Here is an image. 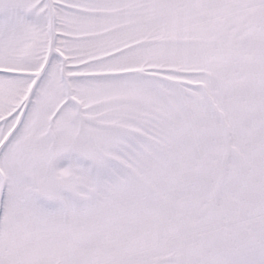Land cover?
<instances>
[{
	"label": "snow or ice",
	"instance_id": "1",
	"mask_svg": "<svg viewBox=\"0 0 264 264\" xmlns=\"http://www.w3.org/2000/svg\"><path fill=\"white\" fill-rule=\"evenodd\" d=\"M0 264H264V0H0Z\"/></svg>",
	"mask_w": 264,
	"mask_h": 264
}]
</instances>
